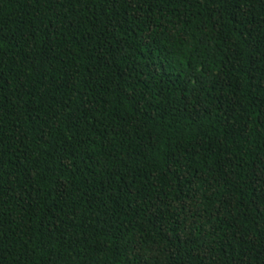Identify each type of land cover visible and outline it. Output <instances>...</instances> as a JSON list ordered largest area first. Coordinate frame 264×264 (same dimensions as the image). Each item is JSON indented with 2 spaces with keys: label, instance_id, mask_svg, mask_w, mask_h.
<instances>
[{
  "label": "trees",
  "instance_id": "1",
  "mask_svg": "<svg viewBox=\"0 0 264 264\" xmlns=\"http://www.w3.org/2000/svg\"><path fill=\"white\" fill-rule=\"evenodd\" d=\"M0 264H264V0H0Z\"/></svg>",
  "mask_w": 264,
  "mask_h": 264
}]
</instances>
